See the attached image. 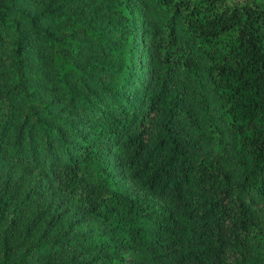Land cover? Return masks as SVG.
Segmentation results:
<instances>
[{
  "label": "trees",
  "instance_id": "trees-1",
  "mask_svg": "<svg viewBox=\"0 0 264 264\" xmlns=\"http://www.w3.org/2000/svg\"><path fill=\"white\" fill-rule=\"evenodd\" d=\"M211 94L236 186L205 155ZM2 161L38 167L81 224L37 238L36 188L4 176L0 264H264V0H0Z\"/></svg>",
  "mask_w": 264,
  "mask_h": 264
},
{
  "label": "rangeland",
  "instance_id": "rangeland-1",
  "mask_svg": "<svg viewBox=\"0 0 264 264\" xmlns=\"http://www.w3.org/2000/svg\"><path fill=\"white\" fill-rule=\"evenodd\" d=\"M153 15L157 22L162 26L166 17L165 13L156 6H153ZM212 97L211 114L217 120L218 133L220 136L217 144L209 143L205 147V155L215 162L226 167L232 173L233 184L238 183V171L236 167L235 142L226 129V121L219 111L214 95ZM218 145L221 146L218 147ZM116 179L121 186L129 189L133 194L141 196L153 202H159L156 198L147 194L136 187L128 180L120 170H116ZM4 176L10 178L21 177L24 184L33 186L36 189L32 191L35 195L29 208L22 215L21 225L31 223V233L41 240H52L58 235H65L69 230L79 231L81 223L76 221V217L71 211L67 210L58 202V197L49 188L44 173L36 166H17L6 161L0 164V180ZM255 201L254 207L257 208L254 213V225L256 228L264 231V204ZM259 260L258 253L253 250L247 264H256Z\"/></svg>",
  "mask_w": 264,
  "mask_h": 264
}]
</instances>
